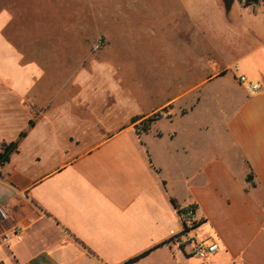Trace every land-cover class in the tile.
I'll return each instance as SVG.
<instances>
[{
  "label": "crops",
  "instance_id": "1",
  "mask_svg": "<svg viewBox=\"0 0 264 264\" xmlns=\"http://www.w3.org/2000/svg\"><path fill=\"white\" fill-rule=\"evenodd\" d=\"M237 2L116 0L115 47L61 65L2 6L0 264H264V1Z\"/></svg>",
  "mask_w": 264,
  "mask_h": 264
},
{
  "label": "rangeland",
  "instance_id": "2",
  "mask_svg": "<svg viewBox=\"0 0 264 264\" xmlns=\"http://www.w3.org/2000/svg\"><path fill=\"white\" fill-rule=\"evenodd\" d=\"M233 1L226 14L230 18L240 11ZM115 4L116 0H0V9L7 7L14 17L4 35L28 59L47 65L80 64L88 55L115 47ZM145 125L143 121L140 129Z\"/></svg>",
  "mask_w": 264,
  "mask_h": 264
},
{
  "label": "built area",
  "instance_id": "3",
  "mask_svg": "<svg viewBox=\"0 0 264 264\" xmlns=\"http://www.w3.org/2000/svg\"><path fill=\"white\" fill-rule=\"evenodd\" d=\"M240 81H244V78L241 77ZM253 90L257 88L256 85H253L251 87ZM182 216L184 218L185 223H190L191 221V209H186L183 213ZM19 228L18 227H14L12 228L10 231H8L7 233H5L3 235V240H8L11 237H15L17 240H20V235H19ZM174 242L176 243L177 246L181 247L182 246V241L179 237H176L174 239ZM217 250V245L215 243H209V244H205L203 242L200 243H196L193 247L192 250V255L200 258V259H206L209 255L213 254L214 252H216Z\"/></svg>",
  "mask_w": 264,
  "mask_h": 264
},
{
  "label": "trees",
  "instance_id": "4",
  "mask_svg": "<svg viewBox=\"0 0 264 264\" xmlns=\"http://www.w3.org/2000/svg\"><path fill=\"white\" fill-rule=\"evenodd\" d=\"M239 1L243 7H246V6H249V5L258 3L260 1H264V0H239ZM147 120H148V122L146 123V125L142 129L144 131L147 130L150 122L153 119H147ZM133 121H135V119ZM31 125L32 124L29 123V126H31ZM23 136H25V132H22L20 134L19 139L22 138ZM17 146H18V140L15 142H11V143H0V166L9 161L10 155L12 154V152H14L17 149ZM132 260H134V259H132Z\"/></svg>",
  "mask_w": 264,
  "mask_h": 264
},
{
  "label": "water",
  "instance_id": "5",
  "mask_svg": "<svg viewBox=\"0 0 264 264\" xmlns=\"http://www.w3.org/2000/svg\"><path fill=\"white\" fill-rule=\"evenodd\" d=\"M233 0H222V3L224 5V8L226 11H229L231 5H232Z\"/></svg>",
  "mask_w": 264,
  "mask_h": 264
}]
</instances>
